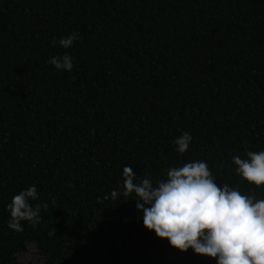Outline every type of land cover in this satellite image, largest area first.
I'll return each instance as SVG.
<instances>
[{
    "label": "trees",
    "instance_id": "16d2710c",
    "mask_svg": "<svg viewBox=\"0 0 264 264\" xmlns=\"http://www.w3.org/2000/svg\"><path fill=\"white\" fill-rule=\"evenodd\" d=\"M65 53L71 71L48 63ZM259 151L264 0H0V264H217L144 227L123 168L155 186L204 161L260 200L233 164ZM32 185L39 223L16 232L8 205Z\"/></svg>",
    "mask_w": 264,
    "mask_h": 264
},
{
    "label": "clouds",
    "instance_id": "9594fccd",
    "mask_svg": "<svg viewBox=\"0 0 264 264\" xmlns=\"http://www.w3.org/2000/svg\"><path fill=\"white\" fill-rule=\"evenodd\" d=\"M76 33L60 38L61 47L70 48ZM53 46L57 44L53 40ZM57 70L71 71L72 58L65 53L49 61ZM191 141L185 131L174 141L176 151L184 153ZM235 172L248 184L264 185V151L248 152L246 159L233 157ZM131 166L123 168L124 197L135 194L136 210L143 212V225L181 252L191 248L195 254L215 258L217 264H264V199L241 194L228 184L217 186L204 161L169 168L166 179L154 186L147 176L134 182ZM137 181V180H136ZM116 190L111 192L117 198ZM35 185L12 197L8 205V228L22 232L21 221L39 223L41 205ZM105 199H108L106 196ZM43 207H47L44 205ZM54 232L48 233L49 236Z\"/></svg>",
    "mask_w": 264,
    "mask_h": 264
}]
</instances>
